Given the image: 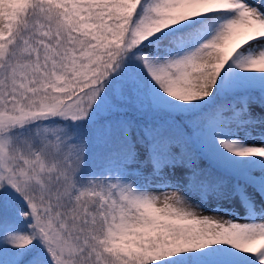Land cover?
<instances>
[{"label": "snow or ice", "instance_id": "snow-or-ice-1", "mask_svg": "<svg viewBox=\"0 0 264 264\" xmlns=\"http://www.w3.org/2000/svg\"><path fill=\"white\" fill-rule=\"evenodd\" d=\"M0 264H264V0H0Z\"/></svg>", "mask_w": 264, "mask_h": 264}]
</instances>
